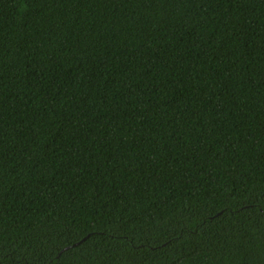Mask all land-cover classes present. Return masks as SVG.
Instances as JSON below:
<instances>
[{"label":"trees","instance_id":"16d2710c","mask_svg":"<svg viewBox=\"0 0 264 264\" xmlns=\"http://www.w3.org/2000/svg\"><path fill=\"white\" fill-rule=\"evenodd\" d=\"M0 264H264V0H0Z\"/></svg>","mask_w":264,"mask_h":264}]
</instances>
